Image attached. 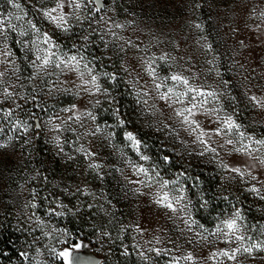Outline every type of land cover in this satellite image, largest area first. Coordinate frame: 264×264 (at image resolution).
<instances>
[{"label":"snow or ice","instance_id":"6c2138e0","mask_svg":"<svg viewBox=\"0 0 264 264\" xmlns=\"http://www.w3.org/2000/svg\"><path fill=\"white\" fill-rule=\"evenodd\" d=\"M205 4L217 10L214 38L199 15ZM188 8L187 32L178 27L155 34L136 26L134 19H122L117 0L0 2V184H17L13 172L20 176L16 196L9 194L5 209L28 192L15 210L14 227L22 239L18 247L8 241L13 255L0 249V264L5 259L9 264H49L45 256L59 257L63 264H120L108 260L114 247L118 257L134 253L140 264H160L162 257H167L165 264H257V256L264 254V223L248 222L237 193L264 202V133L248 131L239 116L246 101L251 124L264 126V0H190ZM228 73L237 79H225ZM121 81L130 85L129 95L145 123L164 133L165 147L181 159L207 157L215 166L219 196L202 187L199 175H189L188 161L171 176L165 174L163 165H171L173 156L155 161L143 138L125 128L116 92ZM62 97L70 102L62 103ZM100 111H110L114 123H101ZM118 128L124 129L137 161L113 143ZM41 133L57 157L74 162V171L80 168L78 175L88 172L101 182L108 173L95 143L115 148L124 164L113 166L124 182L117 195L131 200L136 211L147 205L146 211L158 212L162 223L146 228L135 219L118 218L116 197L86 178L61 187L75 204L49 199L47 191L41 198L29 185L34 180L46 185L49 177L34 164L19 171L9 166L11 159H3L16 154L20 161H32ZM213 199H222L226 207L214 209ZM84 210V222L101 248L107 246L103 261L73 255L83 246L80 242L56 247L72 233L54 220L81 219ZM201 210L212 217L210 222L198 216ZM257 211L264 213V204ZM10 216L13 212L7 211L5 220ZM129 238L130 245L125 243Z\"/></svg>","mask_w":264,"mask_h":264},{"label":"rangeland","instance_id":"374dc122","mask_svg":"<svg viewBox=\"0 0 264 264\" xmlns=\"http://www.w3.org/2000/svg\"><path fill=\"white\" fill-rule=\"evenodd\" d=\"M2 2V0H0ZM210 2V0H209ZM108 3L111 4V0H108ZM190 3V0H117V7H118V14L123 19L125 17L129 19H134L136 21V26L144 28L147 26L148 29H151L153 33L159 34L161 32L168 33L174 29H177L178 27L184 31L187 32L185 21L189 19L192 15V13L189 11L188 5ZM216 9L212 8L209 9L208 5L205 4L203 8L200 10L199 15L202 19H204L208 25V31L212 34V37L214 38L216 35V32L213 31V29L216 26V20H215V13ZM39 19V18H37ZM43 26V25H42ZM50 27V26H49ZM64 35V34H60ZM143 39V38H142ZM145 42L146 39H145ZM17 49L19 46H15ZM223 51V47L220 49ZM115 60V58H114ZM105 64L107 65L108 62L105 61ZM117 63V67H118ZM200 69L202 70L203 60L200 61V64L198 65ZM108 70H112V67L109 65ZM162 72L167 70V66L163 65L160 69ZM225 79L234 80L237 79V77H234L232 73H228L225 76ZM131 91L130 85L125 84L123 81H121L119 87L116 88L117 92V98L124 99V101L127 103L128 101L130 103H133L134 110L132 116L134 119L132 123H128L125 125V128L128 130H134L137 132V135L141 137V134L138 130V126L142 130H146V133L153 139H157L160 145L163 147L162 149L169 150V148L165 147V144L168 143L166 140V137L164 133L157 132L154 127H149L147 123H145L144 118H142L139 115L140 106L135 104V97L133 95H129V92ZM238 98H239V90L236 89ZM62 103H69L70 100L67 97L61 98ZM105 107H108L105 105ZM241 111L242 114L239 116V119L244 122L246 125H248V131H254L257 135L264 133V126L252 125V110L247 107V102L243 101L241 104ZM100 122L104 123L107 122L109 124L114 123V120H111V112H104L100 111L99 113ZM151 120V117L148 118ZM118 129L116 130V132ZM66 136L71 138V133H65ZM0 136H3V133H0ZM143 137V136H142ZM149 140L147 138V135H144V141ZM113 143L117 146V148H122L123 153H126L128 157H130L134 162L138 160V157L133 149L130 147V143L124 140H121L118 135H116ZM35 152L33 153V160L29 161L27 158H25L23 161H20L19 157L16 154H11L9 157L8 155H5L3 157L4 161H8L11 159V164L9 165L12 168L18 169L19 171H23L24 167H28L30 170L32 168V165L34 164L35 167L39 168L41 172L46 174L49 177V183L44 184L42 180H34L31 182L29 187H36L39 196L42 198L45 195V191L50 193L49 199H51L52 196H57L65 202H71L72 204H75V198L69 197L66 193H61V187L65 186L69 181L72 183H78L81 179L86 178L88 183L91 184L94 188L97 190L104 189L108 193H111L112 196L116 197V200H118L117 203V209L116 212L117 217H125L127 220L135 219L138 222H140L144 227L148 228L150 226H155V224L160 221L159 213L155 212L153 210L152 214H149L146 211L147 205H144L143 208L145 210L143 211H136L134 204L131 200H125L117 195L121 191V186L124 183L122 180V177L120 176L119 172H116L113 168L120 167L124 168V164L122 162L121 154L118 152L115 148L109 146L108 144L101 145L100 142L95 143L96 149L99 151V158L105 162V170L108 173L104 180L101 182L100 180H97L94 176V174H89L88 172H85L83 176L78 175L77 173L80 172L79 167H75L74 171V162L69 163L64 161L62 158L57 157L55 155V149L52 145L48 143L47 136L44 133H41L40 137L37 138L34 142ZM68 151H71V146H68ZM20 148L17 146L16 153H19ZM11 153V150H9ZM175 157L178 161H182L184 166H179L178 169H175L174 171L171 170V168L164 167L163 170L165 174L171 176L172 173L178 171L181 168L186 167L185 161H188L192 164V167L189 169V175L193 176L197 171H200L202 169L209 170L216 174L215 166L208 163L207 157H201L197 158L195 156L188 157L185 155L184 159H181L179 156H176L174 153H172L169 150V155ZM58 161V164L56 163ZM59 166V174L58 176H55L53 172H51L52 169H55L54 166ZM3 165H0L2 167ZM54 167V168H53ZM51 169L50 171H47V169ZM126 174L132 176L133 174L125 170ZM218 175V174H217ZM13 176H15L17 184L20 182V176L16 175L15 172H13ZM219 176V175H218ZM133 178H137L134 177ZM185 183H190L189 181H184ZM221 183L220 177H219V184ZM17 184L9 183L7 187H4L2 184H0V216L6 215L7 211H12L13 216H10V218L14 219L15 221V210L19 208L20 204L23 202L24 199L27 198L28 192L25 190L23 196L19 200H14L13 203H8L7 208L5 209L4 205L6 201L9 199V194H11V198H14L16 196V187ZM59 185V187L57 186ZM193 191V190H192ZM235 191V188L233 189ZM194 192V191H193ZM237 195H239L240 201L243 202V207L245 209V214L248 218L249 223H264V213H261L260 211H257V206L264 204V202L258 201L255 197H253L250 193L245 194L242 191L238 192ZM143 199V198H142ZM114 202H116L114 200ZM219 210L224 209L226 207V202L221 200V203L218 204ZM40 214L43 215L44 209H39ZM84 216L87 218L88 213L87 210H84ZM145 217V218H142ZM212 220L211 216H208L206 220H203V222H210ZM149 221L152 222V224H149ZM55 223L58 225H63L65 227L66 224L62 223V220L59 218H56L54 220ZM87 229L91 230V227L88 225ZM93 231V230H92ZM175 231V230H173ZM72 235L70 237H65L66 243H56V247L63 248L68 247L71 248V245L77 242L82 243V247L80 249L73 250V255H81V256H91L95 260L103 261L105 258V253L107 252V246H105L103 249L100 246V241L98 240L97 236H88L85 234H81L84 236H77L76 234L79 233L78 230H70ZM90 233V232H89ZM34 235H39V233H35ZM130 233L128 236L130 237ZM26 236V234H25ZM30 239V238H29ZM92 241H95L93 243ZM119 242H117L118 244ZM125 243L131 244V240L126 239ZM114 251H116V248H113ZM206 251V249H205ZM264 256V254H259L257 256V264H259V260L261 257ZM15 259L16 257L13 256ZM46 259L49 260V264H63V261L59 257H48L45 256ZM167 257L160 258V264H165ZM139 262V261H138ZM3 264H9V261L5 259L3 261ZM140 264V262H139Z\"/></svg>","mask_w":264,"mask_h":264},{"label":"trees","instance_id":"16d2710c","mask_svg":"<svg viewBox=\"0 0 264 264\" xmlns=\"http://www.w3.org/2000/svg\"><path fill=\"white\" fill-rule=\"evenodd\" d=\"M120 108H121V112L123 113V115L125 116L126 120H127V124L128 123H132L134 121H132L134 119V117L132 116L133 114V110H134V105L133 103H130L129 101L126 103L124 101V99H120ZM111 120L112 116H111ZM123 130L121 128H118L117 131V135L121 140H124L123 137ZM138 130L141 134V138H143L144 140V135H147V138L149 140H145V142L149 145V154L153 156V159L155 161H160L162 159V156L167 154L169 155V150L166 149H162L163 147L160 145V143L158 142L157 139H153V137L149 136L146 133V130H142L140 128V126H138ZM143 136V137H142ZM172 155V154H171ZM58 164V161L56 162ZM164 167H168L171 168V170H175L178 169L179 166H184L182 161H178L175 157H173V161L171 165H163ZM55 169H47V171L53 172V174L55 176H58V172H59V166L56 165L54 166ZM53 167V168H54ZM199 175L201 177V179L204 181V184L202 185V187L209 191L210 193H214L216 196L220 195L219 189L217 188V185L219 184V176L209 170H200L197 171L193 176H197ZM193 191L195 192V189H193ZM222 199H213L212 200V206L214 209L219 210L218 204L221 203ZM209 211H212V209H210ZM198 216L201 217L203 220H206V218H208V216H210L208 214V212H204L203 210L200 211V213H198ZM5 215L0 216V225H2V227H0V249H8L10 255H13V249L12 246L8 244L9 240H12L16 243L17 247L19 246V243L22 239L21 237V233L16 232L15 227H14V219L8 217L7 220H5ZM86 217L84 216V218L81 219H77L75 217H68L67 219L65 218H59L62 220V223L66 224L67 228H69L70 230H78L79 233H77V236H84L81 234H85L88 236H92L93 235V231L92 229L89 230L87 229V226L89 224L84 222V219ZM90 232V233H89ZM95 236V235H93ZM96 238V236H95ZM93 243H95V241H92ZM105 256H107V252L105 253ZM116 259H119L120 264H139L138 259L136 258L135 254L133 253V255H131L128 258H123V257H118L117 254V249L116 251L113 250V253L111 256H108V260L110 261H115Z\"/></svg>","mask_w":264,"mask_h":264},{"label":"water","instance_id":"95a60500","mask_svg":"<svg viewBox=\"0 0 264 264\" xmlns=\"http://www.w3.org/2000/svg\"><path fill=\"white\" fill-rule=\"evenodd\" d=\"M98 260V259H97ZM99 261V260H98Z\"/></svg>","mask_w":264,"mask_h":264}]
</instances>
